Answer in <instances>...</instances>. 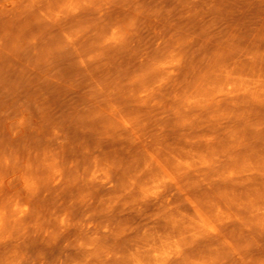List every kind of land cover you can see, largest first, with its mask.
I'll use <instances>...</instances> for the list:
<instances>
[{
    "label": "clouds",
    "instance_id": "1",
    "mask_svg": "<svg viewBox=\"0 0 264 264\" xmlns=\"http://www.w3.org/2000/svg\"><path fill=\"white\" fill-rule=\"evenodd\" d=\"M0 264H264V0H0Z\"/></svg>",
    "mask_w": 264,
    "mask_h": 264
}]
</instances>
